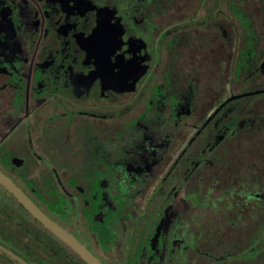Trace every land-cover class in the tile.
Masks as SVG:
<instances>
[{
  "label": "flooded vegetation",
  "instance_id": "flooded-vegetation-1",
  "mask_svg": "<svg viewBox=\"0 0 264 264\" xmlns=\"http://www.w3.org/2000/svg\"><path fill=\"white\" fill-rule=\"evenodd\" d=\"M0 176V264H264V0H0Z\"/></svg>",
  "mask_w": 264,
  "mask_h": 264
},
{
  "label": "water",
  "instance_id": "water-1",
  "mask_svg": "<svg viewBox=\"0 0 264 264\" xmlns=\"http://www.w3.org/2000/svg\"><path fill=\"white\" fill-rule=\"evenodd\" d=\"M0 182L8 187L11 190V192H13V194L15 196H17V198L20 200V202L28 209V211L31 212V214L36 219H38L45 227H47L50 230H52L53 232H55L57 235L62 237L65 241L69 242V240L66 237L62 236L60 234V232L58 230H56V228H54V226L51 224V222L49 220H47L36 208L32 207L20 194H18V192H16L14 190V188L8 186L6 184V182H4V180H3V178L1 176H0ZM70 244L72 245V243H70ZM85 259H87L89 261V259L86 256H85Z\"/></svg>",
  "mask_w": 264,
  "mask_h": 264
}]
</instances>
